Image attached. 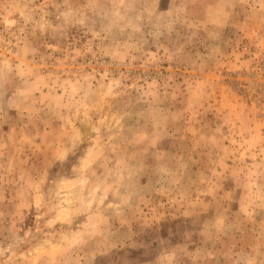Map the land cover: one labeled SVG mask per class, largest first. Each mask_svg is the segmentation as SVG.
I'll list each match as a JSON object with an SVG mask.
<instances>
[{"label": "rangeland", "instance_id": "obj_1", "mask_svg": "<svg viewBox=\"0 0 264 264\" xmlns=\"http://www.w3.org/2000/svg\"><path fill=\"white\" fill-rule=\"evenodd\" d=\"M0 264H264V0H0Z\"/></svg>", "mask_w": 264, "mask_h": 264}]
</instances>
